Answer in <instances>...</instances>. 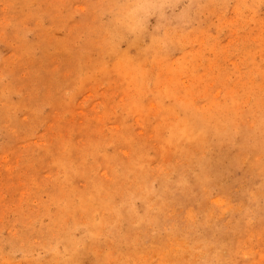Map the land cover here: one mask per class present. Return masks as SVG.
I'll return each mask as SVG.
<instances>
[{
  "label": "rangeland",
  "instance_id": "1",
  "mask_svg": "<svg viewBox=\"0 0 264 264\" xmlns=\"http://www.w3.org/2000/svg\"><path fill=\"white\" fill-rule=\"evenodd\" d=\"M0 264H264V0H0Z\"/></svg>",
  "mask_w": 264,
  "mask_h": 264
}]
</instances>
